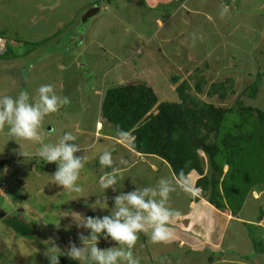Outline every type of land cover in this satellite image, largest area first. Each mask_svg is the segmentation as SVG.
Returning <instances> with one entry per match:
<instances>
[{"label": "rangeland", "instance_id": "1", "mask_svg": "<svg viewBox=\"0 0 264 264\" xmlns=\"http://www.w3.org/2000/svg\"><path fill=\"white\" fill-rule=\"evenodd\" d=\"M201 1L191 5L198 4L205 13H194L187 22L178 17L162 29L155 24L157 14L162 13L143 11L140 0H0V36L10 50L8 60L0 59V97H16L26 90L34 98L41 85H53L56 93L69 97L71 103L45 117L43 143L56 144L71 132L82 149L77 155L89 158L77 182L84 191L64 192L51 176L57 164H48L36 154L40 143L14 140L7 134V126L0 131V159L6 162V170H0V187L4 184L9 191L0 195V210L6 218L17 217L33 224L34 231L30 240L0 223V264H49L44 252L51 245L50 238L65 249L69 241L82 246L80 233L89 235L76 225L71 212L85 217L110 215L114 198L121 191L155 186L161 176L168 175L159 158H140L133 154L129 142L114 140L118 136L100 117L105 90L145 82L160 102H176L175 88L183 80L192 85L196 70H201L208 83L223 81L229 72L234 93L224 101L208 98L207 85L199 97L222 107L240 100L264 111V77L255 97L243 94L256 81V74L264 71V0ZM93 3L94 8L101 4L106 9L87 18L85 13ZM222 5L229 9L225 21L220 16ZM208 13L211 20L204 19ZM181 27L185 29L181 41L186 51L178 48ZM166 36L171 38L169 43L160 42ZM242 38L247 39L243 45ZM257 48H263L262 57L257 56ZM173 76L179 78L176 84L169 82ZM19 144L31 153L29 159L19 155ZM105 149L112 151L114 167L123 177L116 192H104L99 186V178L111 171L99 162ZM260 154L257 152L256 157ZM121 159L127 165H121ZM252 163L244 176L259 171L257 163ZM105 195L108 208L93 211L89 205ZM149 243V236L141 233L134 255L143 257L146 248L151 249ZM117 246L115 241L100 237V249Z\"/></svg>", "mask_w": 264, "mask_h": 264}, {"label": "trees", "instance_id": "2", "mask_svg": "<svg viewBox=\"0 0 264 264\" xmlns=\"http://www.w3.org/2000/svg\"><path fill=\"white\" fill-rule=\"evenodd\" d=\"M96 12L97 9L90 8L85 16L90 18ZM9 53V48L5 49L0 59L8 60ZM263 77L264 72L257 73L256 81L243 94L255 97ZM192 78V85L186 80L177 85L176 102H160L145 82L107 89L100 103V117L116 135L117 126L130 131L129 148L159 158L176 179L181 172L188 175L195 171L199 176L194 185L196 200L204 199L218 210L229 209L235 214L248 193L264 185V111L240 100L222 107L199 97L207 85L208 98L224 101L229 93H234L229 72L218 82L208 83L201 70H196ZM178 80L173 76L169 82L176 84ZM257 152L261 153L258 157ZM254 161L259 171L251 177L244 176L247 165ZM5 164L4 160L0 162V170ZM0 223L16 235L32 240L33 224L17 217H3ZM255 248L264 253V240ZM60 264L78 262L61 256Z\"/></svg>", "mask_w": 264, "mask_h": 264}, {"label": "clouds", "instance_id": "3", "mask_svg": "<svg viewBox=\"0 0 264 264\" xmlns=\"http://www.w3.org/2000/svg\"><path fill=\"white\" fill-rule=\"evenodd\" d=\"M228 11V6L222 5L221 18H224ZM70 103L69 97L58 95L50 84L41 85L34 98L30 97L26 90L20 91L16 97L5 95L0 97V131L7 126V134L14 140L40 143L41 147L36 154L46 163L58 166L56 172L51 175L55 184L62 186L64 192L81 193L84 189L77 182L89 158L87 155H77L82 149L75 143L76 137L67 132L56 144L43 143L45 133L42 126L45 117L59 112ZM117 136L121 141L129 142L131 132L117 126ZM19 155L27 160L31 153L20 145ZM99 162L102 167L111 169L99 178L100 188L104 192L108 189L116 192L119 179L123 177L121 170L114 167L112 151L105 149L99 156ZM127 163L123 159L120 161L121 165ZM178 187L186 192L192 191L189 176L183 172L178 179L161 176L155 186L137 187L127 193L121 191L114 198L110 215L85 217L71 212L70 216L76 225L86 229L89 235L80 233L78 238L82 246L69 241L65 249H61L55 240L50 238L51 245L47 247L44 255L49 264H60L61 256H66L78 264H140L133 250L141 233L148 235L153 244H167L174 239L172 225L180 213L171 207L170 200ZM89 206L93 211L105 210L108 208V197H97L95 203ZM101 236L106 241H115L118 246L100 249L98 243Z\"/></svg>", "mask_w": 264, "mask_h": 264}, {"label": "crops", "instance_id": "4", "mask_svg": "<svg viewBox=\"0 0 264 264\" xmlns=\"http://www.w3.org/2000/svg\"><path fill=\"white\" fill-rule=\"evenodd\" d=\"M140 1L143 2L141 6L143 11L147 9L154 11V13H162L161 15L157 14L155 18V24L162 29L178 17L181 21L187 22L193 18V15H196L194 13H205L198 7V4L194 3V7L191 5L195 0ZM207 1L208 4L212 2L211 0ZM201 2L206 3V0ZM215 4L218 3H213V5ZM89 7L93 8L94 3ZM99 9L104 11L106 7L100 4V8L97 10L99 11ZM208 14V16H204L205 20H211L210 13ZM212 17L214 18L215 15H212ZM226 19L227 17L223 18L224 21ZM191 23L194 25V21H191ZM244 32L247 37L248 32ZM184 33V28H178V43L181 45L178 48L186 51L181 41L185 36ZM0 38L5 41V47L8 49L6 39L1 36ZM150 38L149 36L148 41ZM170 39L169 36H166L160 42L169 43ZM246 40L242 38L243 43L241 45ZM261 42H264V40ZM256 50H258L257 56L262 57L263 48H257ZM190 58L192 57H188V59ZM105 136L110 137L109 135ZM114 140L120 141V139ZM132 152L140 158H157ZM161 164L166 165L167 176L175 178L169 166L163 161ZM5 167L4 165L2 170L5 171ZM151 167L153 166L151 165ZM153 168V170H156V167ZM188 176L192 191L186 192L183 188L178 187L170 200L171 207L180 213L172 225L175 233L174 239L161 245L150 242L151 249L149 246V249L146 248V254L143 257H137L140 264H264V253L255 248L257 243H262L264 240V185L249 192L240 209L233 214L229 209H216L204 199L196 200L194 185L199 176L195 171H191ZM17 183L22 184L19 183L18 179ZM152 245L156 248H153Z\"/></svg>", "mask_w": 264, "mask_h": 264}, {"label": "built area", "instance_id": "5", "mask_svg": "<svg viewBox=\"0 0 264 264\" xmlns=\"http://www.w3.org/2000/svg\"><path fill=\"white\" fill-rule=\"evenodd\" d=\"M5 52V41L0 38V54ZM4 159H0V162L3 161ZM8 192V189L4 184L1 185L0 187V195H4Z\"/></svg>", "mask_w": 264, "mask_h": 264}, {"label": "water", "instance_id": "6", "mask_svg": "<svg viewBox=\"0 0 264 264\" xmlns=\"http://www.w3.org/2000/svg\"><path fill=\"white\" fill-rule=\"evenodd\" d=\"M120 86L123 87L124 84L120 85ZM19 183H21V182L19 181ZM4 216H5V214L0 210V219H2Z\"/></svg>", "mask_w": 264, "mask_h": 264}]
</instances>
